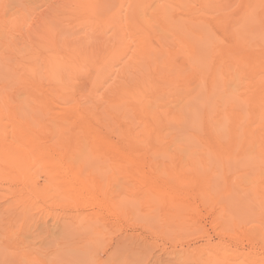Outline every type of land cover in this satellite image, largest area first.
<instances>
[{
  "label": "rangeland",
  "instance_id": "1",
  "mask_svg": "<svg viewBox=\"0 0 264 264\" xmlns=\"http://www.w3.org/2000/svg\"><path fill=\"white\" fill-rule=\"evenodd\" d=\"M195 36L208 41L192 44ZM260 40L264 0H0V264H264V106L201 107L200 187L189 206L132 179L107 146L121 145V116L132 117L111 103L110 85L137 77L136 56L185 75L195 45L232 56ZM51 55L88 72L111 63L113 75L53 89L44 77ZM193 87L189 79L174 91ZM143 149L146 172L173 160Z\"/></svg>",
  "mask_w": 264,
  "mask_h": 264
},
{
  "label": "bare ground",
  "instance_id": "2",
  "mask_svg": "<svg viewBox=\"0 0 264 264\" xmlns=\"http://www.w3.org/2000/svg\"><path fill=\"white\" fill-rule=\"evenodd\" d=\"M107 7L109 8V6ZM165 9H163V15H166H161V18L162 16L163 18H166L167 16L169 17V13L167 11V14L165 12ZM97 10L98 12L102 11V9L100 8H97ZM143 11H140V15ZM149 11L150 10H148V12ZM157 11L156 13H158ZM102 13L104 14L105 11H102ZM151 15L153 16L152 13ZM146 16H144V18L142 17L143 19L140 17V19H142L140 21L142 22L144 19L149 18ZM152 16L151 18L153 19ZM150 20L151 19H148L147 21ZM125 22L127 23V21ZM164 22L166 23L167 21ZM170 22L171 20H169L167 24L169 25ZM149 23L150 22H148V25H150ZM171 23L172 25H175L173 24V22ZM160 25L162 26V23ZM193 30L195 31V29ZM172 32L174 33V31ZM178 32L176 28L175 35L177 37H180L181 34L179 35ZM191 32L192 30H190V33ZM200 32L201 31L197 32L199 33L198 35H200ZM131 33L133 32L131 31ZM193 33L194 32H192L191 34L193 35ZM197 33L195 35H197ZM183 35L185 36L186 34ZM136 36L138 35L136 34ZM136 36L134 38H136ZM140 36L142 37V35ZM186 36L185 39H187ZM205 36H208L209 38L208 34H205ZM195 37L196 40L198 38L197 42H194L192 40L194 36H192V38H189L192 40H189V42H192V44L198 43L200 41V36ZM181 38L182 36L180 37V39ZM210 38L209 40H214ZM206 39L205 41H208ZM137 40L138 42L142 41L141 39ZM202 40L199 42L201 46L205 45V41ZM119 41L121 42V40H118V42ZM263 41L264 40H262L261 42L260 40L258 43L256 42V44L251 43L252 45L254 44L255 47H258V50H253V47L246 46L249 45V43L247 42L248 44H244L245 46L243 48L245 52H241L240 54L235 53L232 56H227L224 53V50L222 52L219 49L218 50L220 51V53H222V55L225 54L226 56H221V54L218 55L216 50L214 49L215 47L213 48L210 44V41L209 45H211L212 50L208 47V50L206 51L210 50V52L207 55H205V51L202 52L198 50L200 44L195 45V47H192V50L190 49L191 55H189L190 57H188V59H190V62L192 63H189V65L191 64V66L188 73L185 75L182 72L181 74L180 71H174V69L169 70L167 64H161L162 62H158L159 60L157 61V59H155L157 62H154L155 60H152L147 63H143L141 57L136 56L135 60L137 63H134V65L138 72L137 77L133 79L130 78L124 81H113L112 85H110L111 87L109 86L110 92L112 93L113 97L111 99V103L116 106L127 105L129 112L132 115V117H129L128 119L126 117V113H123L121 116L119 123V125L121 124V127L119 126V132L122 141L121 145H107L111 146V148L113 149L115 160L117 163H119L118 165L120 166L122 171L125 173L127 172L132 179L147 187L148 190L155 193H160L170 199H176L183 205L189 206L188 200L191 198V193L196 192L200 187L199 171L197 160L195 159V157L199 154L198 141L200 136L198 118L200 109L203 105H209L207 103H215L216 105H237L240 103L264 106V48L261 47L264 45ZM183 42H186V40L182 41V45L187 48H185L186 50L189 51L188 47L185 46ZM202 42H204V44H202ZM215 42L212 44L215 45ZM191 45L189 48H191ZM206 45L208 44L206 43ZM139 47L141 46H138V48ZM251 48L253 49L251 50ZM117 49L119 50V48ZM174 53L175 52H173V55ZM187 54H189V52ZM154 58H156V56ZM157 58L159 59V57ZM169 59L171 60L170 57ZM165 65H167L168 68ZM175 66L176 65H174L173 67ZM44 68H46L44 77L47 81L50 82L51 88L59 90L71 89L72 81L74 79H77V76L93 74L94 78L92 77V84L97 87L105 83V80L113 75V73H111V63L107 64L106 62H104L100 66V68L94 70L93 72H88V70H84V65H82V67H76L73 61L62 59L60 60L57 56L54 55L49 56L44 64ZM123 74H125L124 71L119 72L116 77L120 78V76ZM189 79H193L194 87L191 90L186 89L187 91H185V95L177 96L174 90L180 85H185ZM205 83H208L207 85L210 86L208 94L206 95V97H204L201 103H192V101L199 99L200 93L198 92V90H200L202 84ZM35 85L42 86L38 81H35ZM109 87L106 88L107 91H109ZM102 88L104 87H101V89ZM174 96L175 98H172ZM134 120L136 121V123H139V126H135ZM107 143L109 144L108 141ZM145 144H150L151 153L161 156H170L171 158L173 157L172 161H175V157L178 156L179 159H177V164L174 165L175 167L172 168V165H170V163L172 162L171 161L170 163H168V165L171 167L164 166L166 170H160V164L153 163L152 172L144 171L143 164L139 159V156L142 154V152L145 151L143 149ZM107 146L105 145L108 151ZM66 165L64 164V167ZM73 166L74 165L68 166L69 169L71 168V171L73 170V168L74 170L76 168ZM60 169L61 172H63V169H65L64 172L66 171V168L62 167ZM74 170L72 172L75 174L76 172H74ZM64 172L63 175L66 177V173L68 172ZM166 172L167 176L165 175ZM75 178L76 176H72L70 178L71 184L77 183L74 182L76 181ZM67 180H69V178ZM80 181H83V179ZM83 182L82 184L86 186L87 184H85V179ZM73 188L75 190V187ZM81 188H79V191Z\"/></svg>",
  "mask_w": 264,
  "mask_h": 264
}]
</instances>
